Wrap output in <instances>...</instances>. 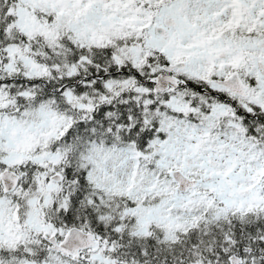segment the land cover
<instances>
[{
    "label": "snow or ice",
    "instance_id": "obj_1",
    "mask_svg": "<svg viewBox=\"0 0 264 264\" xmlns=\"http://www.w3.org/2000/svg\"><path fill=\"white\" fill-rule=\"evenodd\" d=\"M0 264H264V0H0Z\"/></svg>",
    "mask_w": 264,
    "mask_h": 264
}]
</instances>
